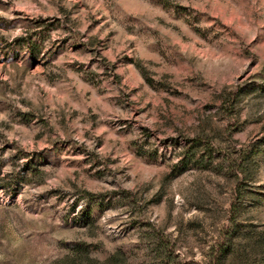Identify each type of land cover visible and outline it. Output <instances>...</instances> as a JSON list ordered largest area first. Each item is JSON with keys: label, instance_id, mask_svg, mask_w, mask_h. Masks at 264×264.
<instances>
[{"label": "rangeland", "instance_id": "rangeland-1", "mask_svg": "<svg viewBox=\"0 0 264 264\" xmlns=\"http://www.w3.org/2000/svg\"><path fill=\"white\" fill-rule=\"evenodd\" d=\"M0 264H264V0H0Z\"/></svg>", "mask_w": 264, "mask_h": 264}]
</instances>
